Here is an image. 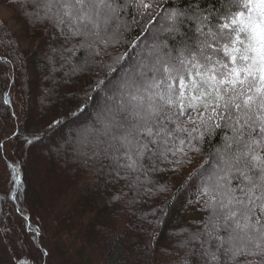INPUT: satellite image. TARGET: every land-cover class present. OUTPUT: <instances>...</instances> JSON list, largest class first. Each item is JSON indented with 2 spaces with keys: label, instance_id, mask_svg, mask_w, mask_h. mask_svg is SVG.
Segmentation results:
<instances>
[{
  "label": "snow or ice",
  "instance_id": "1",
  "mask_svg": "<svg viewBox=\"0 0 264 264\" xmlns=\"http://www.w3.org/2000/svg\"><path fill=\"white\" fill-rule=\"evenodd\" d=\"M13 2L21 4L29 28L47 38L44 59L53 80L61 71L67 78L97 69L113 72L126 53L113 55L109 49L119 46L128 30L130 8L150 23L163 20L135 61L115 83L108 82L111 87L97 77L84 92L82 104L94 89L105 92L104 101L64 140V153L98 178L123 181L127 193L114 199L132 194L125 208L135 215L134 206L144 196L158 195L154 174L180 173L194 155L203 154L207 137L222 132L221 143L209 153L210 168L201 165L188 173L186 183L196 195L188 203L198 205L203 216L193 222L195 230L172 234L181 237L173 246L179 256L173 264H264V0H206L211 7L201 0L167 7H162L165 0ZM3 35L0 44L19 48L15 37ZM9 63L0 57V64ZM10 168L9 192L17 198L19 163ZM168 191L166 185L159 188ZM162 211L154 209L152 219L159 220ZM97 228L106 234L104 226ZM141 230L147 231L142 225ZM149 236L154 240L155 231ZM149 247L155 250L154 244ZM16 264L30 262L17 257Z\"/></svg>",
  "mask_w": 264,
  "mask_h": 264
},
{
  "label": "trees",
  "instance_id": "2",
  "mask_svg": "<svg viewBox=\"0 0 264 264\" xmlns=\"http://www.w3.org/2000/svg\"><path fill=\"white\" fill-rule=\"evenodd\" d=\"M168 3L180 5L182 0H165L162 7ZM201 4L211 7L206 0H201ZM20 9L21 4L13 15L19 23L17 32L0 20L3 24L0 39L6 40L3 34L7 32L20 42L28 41L24 46L18 42V49L0 44V57L11 61L0 64V144L3 145L0 148V264H16L17 257L28 259L30 264L178 261L173 246L181 237L172 234L185 227L195 230L193 222L203 216L198 205L188 203L196 200L194 186L186 183L188 173L201 165L210 168L209 153L221 143L222 132L207 137L202 145L203 154L194 155L192 164L180 173L165 169L154 174L153 180L159 184L153 186V191L158 195L144 196L134 206L135 215L125 208L132 194L124 195L122 200L114 199L122 192L127 193L123 181L115 182L106 175L98 178L90 169L73 163L62 148L64 140L89 121L104 101L105 92L94 89L82 104L84 92L94 86L97 77L111 87L116 75L122 74L125 65L130 63L126 66L129 67L140 48L151 41L150 29L158 30L163 20L150 23L148 17H141L135 8H130L125 16L128 30L119 46L109 49L113 55L126 53L121 63L114 65L113 72L97 69L88 75L67 78L61 71L53 80L44 59L48 40L41 30L29 28ZM135 44L140 47L134 48ZM21 54L22 59L18 60ZM5 93L8 104L3 103ZM55 120L61 123L49 127ZM33 134H38V138L34 139ZM29 139L33 140L32 144L27 143ZM13 162L19 163L22 179L17 198L11 196L8 183ZM162 185L170 191L159 192ZM160 208L163 211L157 212L159 220H153V210ZM143 217L151 222H145ZM128 224L133 227L126 228ZM98 225L104 226L106 234L98 230ZM141 225L147 231H142ZM153 231L154 240L149 236ZM150 244H154V251Z\"/></svg>",
  "mask_w": 264,
  "mask_h": 264
},
{
  "label": "rangeland",
  "instance_id": "3",
  "mask_svg": "<svg viewBox=\"0 0 264 264\" xmlns=\"http://www.w3.org/2000/svg\"><path fill=\"white\" fill-rule=\"evenodd\" d=\"M20 3L15 2L14 4L9 3V1L7 0H0V20L2 22L5 23V25L12 31V32H17V28H19V23L16 21V19H14L13 15L15 13V11L19 8ZM157 31V30H156ZM153 28L150 29V32L155 33L156 32ZM17 39V38H16ZM17 42H19L21 45H27L28 41L24 40V41H19L17 39ZM127 64V63H126ZM130 64V63H128ZM127 64V65H128ZM127 65H125V67L120 71L123 72L125 69H127L128 67H126ZM121 75V73L116 75V78L114 79L115 81L118 79V77ZM62 143V142H61ZM60 143V144H61ZM63 148V147H62ZM64 150V149H63ZM65 160H67V157L64 158ZM69 162V161H68ZM66 163V162H65ZM70 175V174H69Z\"/></svg>",
  "mask_w": 264,
  "mask_h": 264
}]
</instances>
